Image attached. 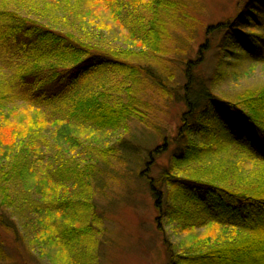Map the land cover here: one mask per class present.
Returning a JSON list of instances; mask_svg holds the SVG:
<instances>
[{"label": "trees", "instance_id": "16d2710c", "mask_svg": "<svg viewBox=\"0 0 264 264\" xmlns=\"http://www.w3.org/2000/svg\"><path fill=\"white\" fill-rule=\"evenodd\" d=\"M92 1L109 9L116 18L126 20L132 28L131 33L143 37L150 52L106 47L101 40L105 38L103 32L99 33L89 24L81 33L83 24L76 22L74 16L82 15V0H41L42 3L39 0H0V44L2 47L16 44L21 52L13 78L30 85L38 83L40 87L70 85L64 97L56 99L58 105H54L51 98L48 101L52 106L40 109L50 112L51 119L46 117L47 120L44 119L27 138H22L19 130L14 133L11 155L0 169L1 202L26 212L28 206H36L42 201L46 210H55V217L62 213L66 217L79 210L80 216L75 221H80L82 226L74 225L70 220H59L53 225L46 244L55 247L57 252L49 259L54 264H59L57 256L65 264H97L95 246L98 244L96 237L101 233L102 216L93 193L97 190L106 194L103 187L107 183L99 157H89L86 162L76 155L60 158L61 164L56 170L39 175L37 192L41 198L38 202L32 200L28 192L22 196L20 204L8 203L11 182L38 171L36 163H39L42 151L35 146L36 136L58 116L66 124L56 128L57 134L69 138L70 142L76 141V146L81 141L68 133L69 125L101 130L122 128L129 133V122L135 119L160 133L152 118V110L157 108L148 99L149 93L174 100L180 95L176 79L186 75L189 80L182 86L180 98L186 105L179 129V139L184 140L181 151H174L172 167L164 169L159 176L149 174L151 161L139 174L146 179L157 203L156 221L161 229L165 218L176 222L201 221L206 225L202 215H207L215 225L223 228V232H228L229 239L179 257H174V251L169 247L172 264H264V85L246 87L237 93L217 94V84L229 75L227 68L219 67L214 72L212 84L190 72L197 65L184 57L190 54L193 46L189 40V44L181 40L179 32L183 31L179 28L185 24L182 27H190L188 19L192 16L187 15V11L181 16L182 11L185 12V3L181 0H89ZM12 7H16V11H11ZM19 8H24L26 15H20ZM262 12L264 0H248L233 22L209 27L212 33L224 34L222 49L226 55L237 59L232 63L222 61L220 66L229 64L234 71L242 59L263 61L261 54L254 55V52L264 34H258L253 29L256 26L250 25L252 20L260 23ZM178 19L179 28L172 26L171 31L180 41H170L169 26ZM58 22L65 23V27H56ZM247 29L251 31L247 32ZM208 41L200 51L207 47ZM240 53L245 58H241ZM146 57L152 60L144 61ZM44 74L48 76L43 81ZM1 80H4L2 76L0 121L4 103L9 100L8 94L4 93L8 86ZM164 137L162 145L150 150V160L161 156L171 144L170 137ZM19 138L20 147L18 145L19 149L14 152ZM123 143L122 148L129 149L127 153L139 151L129 142ZM82 149L88 156L93 151L94 155L105 159L117 156L118 152L113 148H95L88 143ZM139 160L138 166L142 168L143 157L137 155L136 161ZM203 167L208 170L202 171ZM51 180L62 189H56L55 198H49L45 187ZM165 196L167 201H164ZM166 202L167 206L163 207ZM4 252L0 245V262Z\"/></svg>", "mask_w": 264, "mask_h": 264}, {"label": "rangeland", "instance_id": "374dc122", "mask_svg": "<svg viewBox=\"0 0 264 264\" xmlns=\"http://www.w3.org/2000/svg\"><path fill=\"white\" fill-rule=\"evenodd\" d=\"M39 1L42 3L41 0ZM55 1L64 2V0ZM183 2L185 3V12L182 11L181 16L186 14V11L187 15L192 16L188 19L190 27H182L187 25L185 24L179 28L180 19H178L177 22L169 26V32L170 41H180L175 39L176 33L173 36L171 27L174 26L183 31L179 32L182 36L181 40L187 44H189L188 40L191 42L193 48H191L190 54L186 57L183 56L184 60L189 59V62L192 60L193 64L197 65L190 69V72L193 75H198L199 79L207 80L208 84H212L211 79L214 72L219 67L227 68L229 75L224 81L217 84V94L237 93L246 87L264 85V38L258 41L257 51L254 52V55L261 54L263 61L249 62L242 59L241 65L235 66L232 71L229 64L220 66L222 61L225 63L237 61V59L226 55L221 47L224 34L219 31L212 33L209 29L211 25L215 26L227 21L233 22L248 0H181V3ZM81 8L82 15L78 18L74 16L76 22L83 24V26L80 24L81 33H83V27L89 24L94 26L99 33L103 32L105 38L102 37L101 40H103L102 44H106V47H125L136 51L144 49L148 53L150 52L151 48L145 46L143 37L134 36L131 33L132 28L126 20L116 18L109 9H103L94 1L89 2V0H82ZM10 10L16 11V7H12ZM18 13L26 15L24 8H19ZM259 22L252 20L250 25L256 26L253 29L258 34H264V12L259 17ZM257 23L260 25L257 26ZM55 26L64 28L65 23L58 22ZM94 27L91 28L94 29ZM250 31L247 29V32ZM208 39L207 47L200 51V47L206 45ZM17 49L16 44L6 47H2L0 44V70H2L0 76L4 79L1 80L3 84L8 86L4 89V93L8 94L9 98L6 104L4 103V112H1L0 169L4 168L6 160L11 155L14 133L21 131L22 138L29 137L44 119L47 120L46 117L51 119L50 112L40 111V109L46 110L47 107L52 106L48 99L52 98L54 105H58L55 103L56 99L64 97L70 90V85L54 88L40 87L38 83L30 85L13 78L17 63H20L21 60V52ZM242 56L243 54L241 58ZM151 60L146 57L144 61ZM184 60H181V63ZM47 76L44 74L41 80L44 81ZM188 80L186 75H181L176 79L180 95H177L174 100L161 99L160 96H156L155 92L149 93L148 99L157 108V110L153 108L154 116L152 118L157 122L160 133L147 128L145 124L135 119L129 122V133L124 132L122 128L101 130L91 126L69 125L68 133L81 141L76 146L74 145L76 141L70 142L69 138L57 134L56 128H61L62 124H66L61 122L59 116L49 121V124L42 127V131L36 136L37 140L35 139V146L42 151L40 161L36 163L38 171L23 179L12 180L8 203L14 204L15 201L20 204V199L28 192L30 198L38 202L41 198L37 192L39 175L42 173L47 175L56 170L57 165L61 164L60 158L76 155L79 160L86 162L89 157L91 159L99 157V165L107 177L105 179L107 183L103 187L106 194L105 192L99 193L97 190L93 193L99 214L102 216V222L99 225L101 233L96 237L98 244L95 246L98 253L97 264H172L171 253H168L169 247L172 248V252L174 251L173 256L179 257V255L189 254L193 250H204L225 243L229 239L228 232L225 230L223 232V228L215 225V222L207 215H202L203 220H206V225L201 224V221L176 222L165 218L161 229L156 221L157 203L146 179H143L139 174L140 170L145 168V164L151 161L149 174L154 177L159 176L164 169L172 167L171 156L174 151H181V142L184 140L179 139V129L182 125L181 116L186 110V105L180 98H182V86ZM170 83L175 86L173 81ZM164 136L170 137L171 144L167 146L161 156L153 161L150 160V150L162 145ZM123 142H129L140 152L127 153L129 149L122 148ZM85 143L95 148L117 149V156L105 159L103 156L94 155L93 151H90L91 156H88V153L83 152L82 149ZM16 145L14 152L19 149L18 145L20 147V138ZM125 155L127 159L124 158ZM137 155L143 157L142 168L138 166V162L139 165L141 164L140 160L136 161ZM207 170L208 167L202 168V171ZM45 187L49 191V198L57 196L56 189L58 187L53 185V180L48 181ZM57 190L61 191L62 189L60 187ZM1 200L0 197V245L5 251V256L0 264H54L49 257L53 255V252H57L56 248L46 244L53 225L59 220L62 222L70 220L74 225L82 226V223H78L80 221H75L80 216L79 210H74L71 215L66 217L64 213L55 217V210H46L42 201H39L36 206H28L26 212H23L19 210L20 207L15 209L7 203H2ZM167 200L168 198L165 196L164 201ZM163 204V207H166L168 203ZM212 223H214L213 226ZM57 258L59 264H65L63 259L58 256Z\"/></svg>", "mask_w": 264, "mask_h": 264}]
</instances>
